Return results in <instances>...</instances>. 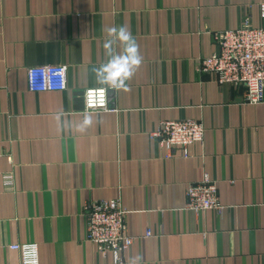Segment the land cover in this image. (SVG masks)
I'll return each mask as SVG.
<instances>
[{
  "label": "crops",
  "instance_id": "obj_1",
  "mask_svg": "<svg viewBox=\"0 0 264 264\" xmlns=\"http://www.w3.org/2000/svg\"><path fill=\"white\" fill-rule=\"evenodd\" d=\"M262 3L0 0V264H21L13 243H38L40 264H114L85 242L83 218L112 199L137 237L127 264H264V103H243L244 87L198 70L218 51L216 33L261 25ZM120 25L143 63L110 111L88 113L85 91L107 87L91 72L107 60L103 30ZM42 65H67L68 88L31 92L28 69ZM187 119L206 138L190 157H168L152 134ZM205 174L224 209L185 210Z\"/></svg>",
  "mask_w": 264,
  "mask_h": 264
},
{
  "label": "built area",
  "instance_id": "obj_2",
  "mask_svg": "<svg viewBox=\"0 0 264 264\" xmlns=\"http://www.w3.org/2000/svg\"><path fill=\"white\" fill-rule=\"evenodd\" d=\"M261 25L253 27L249 21L238 29L225 30L214 35L218 51L199 63V71L212 74L220 85L244 87L243 103H264V3L260 5ZM67 65H42L28 69V86L31 92L65 91L68 88ZM115 90L109 87L90 88L84 93L88 113L108 112ZM206 129L203 123L187 120H166L152 137L171 157L177 150L190 157V147L203 143ZM4 184H13L11 174L4 175ZM10 178V181L6 180ZM185 210L195 213L221 211L224 206L218 195V183L208 174L186 191ZM130 211L119 199L95 201L83 213L84 240L95 245L101 256L112 257L114 264H127L123 254L136 241L130 233L127 217ZM152 236L150 230L145 237ZM11 251L17 252L21 264H40L38 243H13Z\"/></svg>",
  "mask_w": 264,
  "mask_h": 264
},
{
  "label": "clouds",
  "instance_id": "obj_3",
  "mask_svg": "<svg viewBox=\"0 0 264 264\" xmlns=\"http://www.w3.org/2000/svg\"><path fill=\"white\" fill-rule=\"evenodd\" d=\"M103 49L107 60L98 66H93L91 72L95 82L114 90L128 91L129 82L136 75L143 63L139 44L130 30L124 26H110L103 30ZM91 123V116L85 115L83 128ZM10 181V178H6ZM139 258H134L132 264H138Z\"/></svg>",
  "mask_w": 264,
  "mask_h": 264
},
{
  "label": "water",
  "instance_id": "obj_4",
  "mask_svg": "<svg viewBox=\"0 0 264 264\" xmlns=\"http://www.w3.org/2000/svg\"><path fill=\"white\" fill-rule=\"evenodd\" d=\"M114 92H111V94H113Z\"/></svg>",
  "mask_w": 264,
  "mask_h": 264
}]
</instances>
